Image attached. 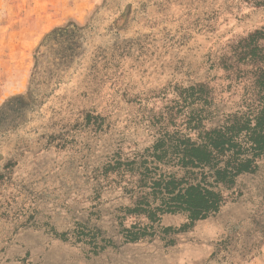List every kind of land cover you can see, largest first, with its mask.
<instances>
[{
	"label": "rangeland",
	"instance_id": "rangeland-1",
	"mask_svg": "<svg viewBox=\"0 0 264 264\" xmlns=\"http://www.w3.org/2000/svg\"><path fill=\"white\" fill-rule=\"evenodd\" d=\"M69 25L44 48L34 101L0 128V264L257 261L264 159L207 219L126 211L142 164L186 174L176 151L150 163L157 146L256 109V63L242 53L264 33V0H0V108L29 91L41 45Z\"/></svg>",
	"mask_w": 264,
	"mask_h": 264
},
{
	"label": "trees",
	"instance_id": "trees-1",
	"mask_svg": "<svg viewBox=\"0 0 264 264\" xmlns=\"http://www.w3.org/2000/svg\"><path fill=\"white\" fill-rule=\"evenodd\" d=\"M69 28L70 25L59 28L47 36L37 52L29 91L9 98L1 106L0 128L8 120L14 119L16 112L9 111L12 107L34 101V95L45 73L41 66L44 62L42 54L46 53L44 48L49 46L50 40L56 41L62 33H68ZM243 49L244 57L256 63V109L242 116H234L226 125L201 136L199 142L184 140L180 144L175 143V146H157L150 163L160 164L168 152L176 151L186 174L178 179L175 175L158 174L155 167L142 164L134 181L139 184L137 188L140 193L132 208L126 212L138 217L145 216L150 223L158 222V216L176 213L185 214L190 223L207 219L220 212L228 202L226 193L233 189L239 177L253 174L259 169V162L264 159V33L257 31L251 34L243 44ZM61 64H56V67ZM194 169L203 170L201 177L194 176ZM187 226L188 224L184 225L185 228ZM140 239L141 236L136 234L128 237L130 243Z\"/></svg>",
	"mask_w": 264,
	"mask_h": 264
},
{
	"label": "crops",
	"instance_id": "crops-1",
	"mask_svg": "<svg viewBox=\"0 0 264 264\" xmlns=\"http://www.w3.org/2000/svg\"><path fill=\"white\" fill-rule=\"evenodd\" d=\"M253 264H264V252H263V255Z\"/></svg>",
	"mask_w": 264,
	"mask_h": 264
}]
</instances>
